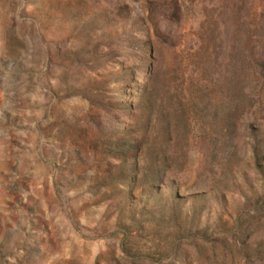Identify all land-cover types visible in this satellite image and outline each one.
Returning <instances> with one entry per match:
<instances>
[{
  "label": "rangeland",
  "instance_id": "obj_1",
  "mask_svg": "<svg viewBox=\"0 0 264 264\" xmlns=\"http://www.w3.org/2000/svg\"><path fill=\"white\" fill-rule=\"evenodd\" d=\"M0 264H264V0H0Z\"/></svg>",
  "mask_w": 264,
  "mask_h": 264
}]
</instances>
